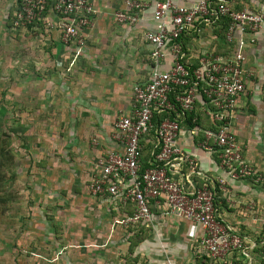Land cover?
<instances>
[{"label":"crops","instance_id":"crops-1","mask_svg":"<svg viewBox=\"0 0 264 264\" xmlns=\"http://www.w3.org/2000/svg\"><path fill=\"white\" fill-rule=\"evenodd\" d=\"M140 1L145 6L137 11L139 20L122 23L115 18L117 11L135 12L127 0H91L96 13L92 24L83 30L82 47L75 42L64 43L59 32L48 28L44 21L27 28H9L13 34L21 35L16 40L21 42L17 48L23 50L17 55L19 62L24 57L29 65L24 82L20 75L15 87V95L20 96L19 106L24 111L20 121L23 126L31 127V135L35 133L34 126L37 130L45 127V145H49L52 137L46 152L53 154L50 158L66 162L58 172L72 170L73 174L71 166L76 162L80 174H88L92 181L99 173L100 159L112 152H123V144L115 136V122L123 115L132 114L134 87L149 80L152 45L146 33L157 29L154 11L162 0ZM198 1L174 0L181 5ZM225 1L234 9L264 11V0ZM18 2L0 0V16L2 13V18L13 17ZM55 15L59 16L49 9L46 17ZM223 20L201 24L200 31L190 29L183 36L189 64L196 65L203 53L234 55L237 47L226 41L228 25ZM243 52L246 90L239 96L230 122L246 159L264 174V26L255 33V42H248ZM172 61V54H168L162 68H170ZM27 98L29 108L25 106ZM204 108L201 98L193 110L199 119L192 120L199 123L190 125L184 117L178 138L179 147L194 159L195 166L185 162L173 175L190 192L203 184L214 187L223 223L239 232L247 245L246 251L237 255L238 261L264 264V184L249 178L232 179L221 167L217 155L201 146L203 130L214 127ZM155 143L153 132L142 139L144 158L150 159ZM221 179L226 183L225 188L220 186ZM94 197L100 208H107L108 216L103 223L109 224L108 231L94 234L93 248L70 249L77 264H223L201 248L203 227L169 212L164 199L152 201L149 220L123 224L118 221L135 213L133 203L122 195L106 193Z\"/></svg>","mask_w":264,"mask_h":264},{"label":"built area","instance_id":"built-area-1","mask_svg":"<svg viewBox=\"0 0 264 264\" xmlns=\"http://www.w3.org/2000/svg\"><path fill=\"white\" fill-rule=\"evenodd\" d=\"M135 12L117 11L115 18L122 23L139 20L137 11L144 8L140 0H127ZM51 9L59 14L46 17ZM96 9L91 0H19L14 11L13 29L27 28L46 22L56 29L64 43L85 45L83 30L92 24ZM228 19L225 39L237 47L233 56L203 53L196 65L186 61L182 38L190 29L200 31L201 24ZM154 19L157 29L148 31L152 45L149 80L134 87V110L115 122V136L123 144V152L109 153L98 162L99 173L92 178L94 195H122L136 206L132 217L118 222L147 221L152 215V201L163 200L169 212L196 222L203 227L201 248L223 264H242L239 254L247 249L244 237L223 223L216 201V189L207 184L192 192L186 190L173 171L194 159L178 145L181 120L192 112L202 98L204 111L214 122L212 129L203 130L201 146L213 151L232 179H252L264 184V174L245 157L231 126L237 100L246 90L243 49L255 42V33L264 26V11L234 9L225 0H199L193 5H181L174 0L156 4ZM240 34L239 37L237 35ZM250 35V38H246ZM168 54L172 65L162 68ZM153 132L156 138L149 165L142 166V139ZM221 179L220 186L225 188Z\"/></svg>","mask_w":264,"mask_h":264},{"label":"rangeland","instance_id":"rangeland-1","mask_svg":"<svg viewBox=\"0 0 264 264\" xmlns=\"http://www.w3.org/2000/svg\"><path fill=\"white\" fill-rule=\"evenodd\" d=\"M2 17L1 13L0 264H77L72 253L81 247L93 248L94 234L108 231L109 224L103 223L107 208L98 206L90 189L91 177L80 174L76 162L71 166L73 174L72 170L57 171L66 162L46 152L52 137L45 145V127L34 126L31 135V127L21 123L24 111L15 87L20 75L24 82L29 65L24 57L19 62L17 55L23 50L17 48L21 42L16 40L21 35L9 31L12 15ZM28 102L27 98L25 106Z\"/></svg>","mask_w":264,"mask_h":264},{"label":"trees","instance_id":"trees-1","mask_svg":"<svg viewBox=\"0 0 264 264\" xmlns=\"http://www.w3.org/2000/svg\"><path fill=\"white\" fill-rule=\"evenodd\" d=\"M223 21L224 22L226 21V25H228V23H229L228 19L225 18ZM185 117H186L185 121L187 120V122H189L190 125H197L199 123V121L192 122V120H194V119L196 120V118L199 119L198 115L193 111L190 113H186ZM148 165H149V158H144V150L142 149V166L145 168Z\"/></svg>","mask_w":264,"mask_h":264}]
</instances>
